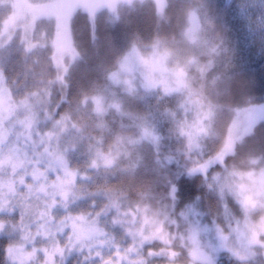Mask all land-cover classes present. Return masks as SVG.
<instances>
[{
    "label": "snow or ice",
    "instance_id": "snow-or-ice-1",
    "mask_svg": "<svg viewBox=\"0 0 264 264\" xmlns=\"http://www.w3.org/2000/svg\"><path fill=\"white\" fill-rule=\"evenodd\" d=\"M264 0H0V264H264Z\"/></svg>",
    "mask_w": 264,
    "mask_h": 264
},
{
    "label": "trees",
    "instance_id": "trees-1",
    "mask_svg": "<svg viewBox=\"0 0 264 264\" xmlns=\"http://www.w3.org/2000/svg\"><path fill=\"white\" fill-rule=\"evenodd\" d=\"M233 38L241 64L264 85V54L261 53L259 44L243 27H238L233 32Z\"/></svg>",
    "mask_w": 264,
    "mask_h": 264
}]
</instances>
